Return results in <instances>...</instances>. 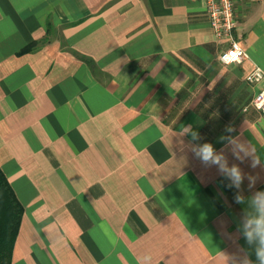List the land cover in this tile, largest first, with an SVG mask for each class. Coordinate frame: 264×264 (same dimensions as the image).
<instances>
[{"label": "crops", "instance_id": "obj_1", "mask_svg": "<svg viewBox=\"0 0 264 264\" xmlns=\"http://www.w3.org/2000/svg\"><path fill=\"white\" fill-rule=\"evenodd\" d=\"M234 10L221 64L201 0H0L11 264H264V0Z\"/></svg>", "mask_w": 264, "mask_h": 264}, {"label": "built area", "instance_id": "obj_2", "mask_svg": "<svg viewBox=\"0 0 264 264\" xmlns=\"http://www.w3.org/2000/svg\"><path fill=\"white\" fill-rule=\"evenodd\" d=\"M205 4L209 24L213 30L216 41H225L226 45L218 54V61L221 64L241 63L248 55L240 46L234 35L236 29V17L234 0H201ZM249 83L259 82L264 79V71L260 67H254L246 75ZM250 105L264 115V88L259 90L251 99Z\"/></svg>", "mask_w": 264, "mask_h": 264}, {"label": "trees", "instance_id": "obj_3", "mask_svg": "<svg viewBox=\"0 0 264 264\" xmlns=\"http://www.w3.org/2000/svg\"><path fill=\"white\" fill-rule=\"evenodd\" d=\"M33 43L21 52L32 49ZM23 208L0 170V264H11V251Z\"/></svg>", "mask_w": 264, "mask_h": 264}, {"label": "rangeland", "instance_id": "obj_4", "mask_svg": "<svg viewBox=\"0 0 264 264\" xmlns=\"http://www.w3.org/2000/svg\"><path fill=\"white\" fill-rule=\"evenodd\" d=\"M215 116H216L215 114H208V120L206 121L207 126L202 131V135H205L203 139L207 138L209 134H211L212 132L216 130V128H214V125L217 123V121H215L214 119Z\"/></svg>", "mask_w": 264, "mask_h": 264}, {"label": "clouds", "instance_id": "obj_5", "mask_svg": "<svg viewBox=\"0 0 264 264\" xmlns=\"http://www.w3.org/2000/svg\"><path fill=\"white\" fill-rule=\"evenodd\" d=\"M193 135H195V134H193ZM200 154H202V158L204 160H208L212 156L211 148L209 146L205 145L203 147V149L201 150V153ZM233 171H235V169Z\"/></svg>", "mask_w": 264, "mask_h": 264}]
</instances>
